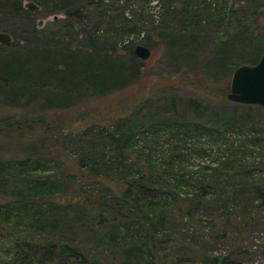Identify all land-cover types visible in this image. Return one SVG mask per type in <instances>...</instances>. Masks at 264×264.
Instances as JSON below:
<instances>
[{
	"label": "trees",
	"instance_id": "obj_1",
	"mask_svg": "<svg viewBox=\"0 0 264 264\" xmlns=\"http://www.w3.org/2000/svg\"><path fill=\"white\" fill-rule=\"evenodd\" d=\"M0 1L6 9L28 16L35 13L23 0ZM159 1L169 11L173 8L178 15H189L190 21L216 8L207 0L206 5L203 0ZM140 20L147 21L143 16ZM176 26L173 22L165 30L173 36L170 49L181 53L188 39L185 30ZM260 31L263 35L258 39ZM238 32V36L251 34L258 39L257 55L251 61L256 63L264 50V23L247 30L244 23ZM38 44L0 43V49L14 48L0 55V94L4 96L0 133L25 140L43 137L56 150L54 157L32 152L22 158L0 159V264H96L80 241L102 225H109L104 234L108 241L124 242L131 251L123 262L111 264H143L146 247L151 263L157 264L154 248L165 234V224L172 219L194 226L204 220L199 212L204 205L218 209L207 224L211 234L228 239L234 247L227 254L211 250L200 257L191 255L189 260L236 264L229 258L244 252L240 235L232 232L237 227L231 226L236 196L252 205L247 221L264 209V183L245 173L253 171L246 168L248 153L264 152V122L251 124L246 116H225L222 111L204 116L205 106L199 100L190 103L189 117H175L179 109L173 97L158 113L149 103L150 95L164 84L181 85L183 79L173 80L175 73L146 84L147 95L127 102L125 110L109 115L107 123L91 118L74 132L63 113L89 97L135 85L145 60L135 54L134 42L127 46L125 58L118 48L108 53L99 48L75 51L70 44ZM244 62L234 64L232 73ZM219 63L226 62L221 58ZM229 82L222 86L225 102L233 101L228 98ZM236 104L248 110L264 109L259 104ZM105 112L108 109L100 114ZM66 128L72 134L63 138ZM216 146L225 150L221 156L202 165L194 176L184 173L187 154L207 156Z\"/></svg>",
	"mask_w": 264,
	"mask_h": 264
},
{
	"label": "rangeland",
	"instance_id": "obj_2",
	"mask_svg": "<svg viewBox=\"0 0 264 264\" xmlns=\"http://www.w3.org/2000/svg\"><path fill=\"white\" fill-rule=\"evenodd\" d=\"M67 1L23 0L25 7L28 2H34L38 6L36 10H31L35 13L29 16L6 9L0 1V31L12 33L15 36L13 40L18 44L39 43L40 46L70 44L75 51L99 48L102 51L108 49V53L118 48L122 56L125 54L124 58L128 56L127 46H132V42L134 48L137 44L146 45L148 41L149 46H146L151 48V55L147 59L137 56L145 62L141 64L142 73L135 85L107 96L89 97L81 106L63 113L74 132L81 128L86 120L91 121V118L107 123L110 116L125 110L127 102L138 98L140 94L146 96V84L150 85L153 81L175 73L177 76L173 80L183 79L184 85L164 84L155 90L154 95H150L149 103L153 104L158 113L169 106V101L173 97L179 109L175 117H189L193 108L192 106L190 108V105L199 100L205 106L204 116H217L212 113L222 111L225 116L233 114L246 116L249 118L247 120L252 121L251 124L264 122L262 107L255 106L248 110L234 101L225 102L221 99L222 86L231 80L233 65L242 61L252 64L251 61L257 55L258 39L263 33L258 32V39L251 34H246L247 39L246 36L237 34L244 23L246 30L257 26L258 23H264V7L261 5L264 0H207L212 4V8L213 6L216 8L210 13H203L200 18H194L196 23L190 21L191 18L185 13L178 15L173 8L169 11L159 0H102V4H95L98 0ZM71 1L74 2L72 6L69 5ZM207 1L203 0V4H208ZM218 8L224 9L222 13H215L219 12ZM142 16L146 18V22L140 20ZM173 22L174 25L177 24L175 28L181 26L185 30L184 35L188 39L186 48L181 53L173 52L168 46L173 36L165 29ZM13 49L2 48L0 55H7ZM221 58L224 59V63L226 62L223 65L219 63ZM214 64H217L216 67H212ZM3 99L4 96L0 94V103ZM106 109L109 113L100 114V111ZM243 122H246V119ZM247 126L251 127L250 124ZM68 129L70 128L63 131L65 133L63 138L72 134L71 129ZM43 139L33 138L29 141L0 133V159L22 158L31 155L32 152L33 155L54 157L55 147ZM223 151L225 152L216 146L207 156L199 152L187 154L183 163L184 173L194 176L202 169V165L205 166L209 160L221 156ZM228 153L232 154L230 151ZM248 154L250 157L246 168L253 171L245 173L255 178L254 181L264 183L262 161L264 152L257 149ZM247 201L236 196L234 200L236 205L231 207L234 222L231 226L237 227L231 230L234 235H240V245L244 252L237 251L229 260L236 264H264V209L257 210V216L252 221H247L252 208ZM246 205L248 207L244 208ZM202 208L203 211L199 212L202 213L204 220L194 226L172 219L165 224V234L154 248L158 258L157 264H162L161 259L165 260L163 264H202L199 261L192 262L189 256L200 257L210 254L211 250H214L215 254H227L228 250L234 247L228 239L211 234L208 228L211 213L218 209H213L209 205ZM107 228L109 225H102L95 231L90 230V235L81 236V248L96 264L123 262L131 252L124 242L108 241L104 236ZM217 231L220 232V229L217 228ZM150 253L146 247L143 252L145 254L143 264H152Z\"/></svg>",
	"mask_w": 264,
	"mask_h": 264
},
{
	"label": "water",
	"instance_id": "obj_3",
	"mask_svg": "<svg viewBox=\"0 0 264 264\" xmlns=\"http://www.w3.org/2000/svg\"><path fill=\"white\" fill-rule=\"evenodd\" d=\"M26 7L36 10L34 2H28ZM13 41L11 33L0 31V43L8 44ZM135 54L140 58L147 59L151 55V48L137 44ZM228 98L247 104H259L264 106V50L256 63H244L236 67L230 80Z\"/></svg>",
	"mask_w": 264,
	"mask_h": 264
}]
</instances>
